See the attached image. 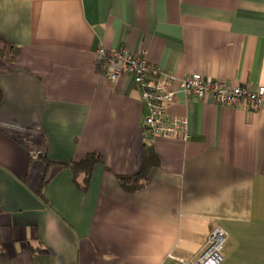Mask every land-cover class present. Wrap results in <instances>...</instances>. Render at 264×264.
<instances>
[{"label": "crops", "instance_id": "0c3cea01", "mask_svg": "<svg viewBox=\"0 0 264 264\" xmlns=\"http://www.w3.org/2000/svg\"><path fill=\"white\" fill-rule=\"evenodd\" d=\"M0 39V264L196 259L218 226L223 264H264V109L177 87L190 140L157 139L149 185L128 194L117 176L141 170L147 110L131 77L96 67L127 48L178 77L264 86V0H0ZM90 153L82 193L62 165Z\"/></svg>", "mask_w": 264, "mask_h": 264}, {"label": "built area", "instance_id": "2783aa9c", "mask_svg": "<svg viewBox=\"0 0 264 264\" xmlns=\"http://www.w3.org/2000/svg\"><path fill=\"white\" fill-rule=\"evenodd\" d=\"M1 50L6 57H11V47L3 45ZM96 67L102 79L109 83H115L124 76L133 79L147 110L145 142L153 146L159 138L181 143L190 140L188 120L169 113V107L177 97V87L186 95L200 99L212 97L222 107L247 103L264 109V86L234 85L201 73L178 77L151 63L146 51L134 53L127 48L115 51L101 48L96 53ZM226 241L225 230L218 226L210 232L206 246L196 259L169 256L171 262L164 264H223Z\"/></svg>", "mask_w": 264, "mask_h": 264}, {"label": "trees", "instance_id": "16d2710c", "mask_svg": "<svg viewBox=\"0 0 264 264\" xmlns=\"http://www.w3.org/2000/svg\"><path fill=\"white\" fill-rule=\"evenodd\" d=\"M2 39H0V42ZM18 50H14L11 60L14 59ZM102 164V158L98 153H90L79 160H71L69 163L63 164L64 169L71 170L73 173V183L77 189L82 193H87L93 172L97 165ZM160 164L158 155L155 151V146L145 142L142 156L141 170L131 176H117L118 183L121 189L128 194H136L147 188L150 182V173L153 168L158 167ZM46 186V179L43 180L38 196L48 206L49 203L44 198L43 190Z\"/></svg>", "mask_w": 264, "mask_h": 264}]
</instances>
